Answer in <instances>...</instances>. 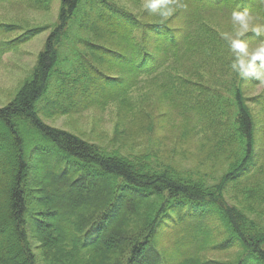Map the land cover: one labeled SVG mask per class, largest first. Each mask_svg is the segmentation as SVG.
I'll return each instance as SVG.
<instances>
[{"label": "trees", "instance_id": "trees-1", "mask_svg": "<svg viewBox=\"0 0 264 264\" xmlns=\"http://www.w3.org/2000/svg\"><path fill=\"white\" fill-rule=\"evenodd\" d=\"M258 1L173 0V14L153 20L116 0H60L34 68L0 108V150L7 145L13 155L10 165L0 163V264H40L28 233L41 242L45 264H264V166L255 163L243 78L232 56L224 59L231 50L215 20L256 12ZM41 31L27 30L14 43ZM159 76L182 87L185 103L172 107L199 113L193 126L209 120L202 153L209 170L202 161L181 169L152 150L127 153L42 122L89 106L130 109L124 97L139 77L157 84ZM161 106L146 102L133 111L144 116ZM188 113L175 112L186 135L194 130ZM30 204L37 212L27 226ZM170 226L178 231L164 247L162 230ZM208 249L231 257L205 260Z\"/></svg>", "mask_w": 264, "mask_h": 264}, {"label": "rangeland", "instance_id": "rangeland-1", "mask_svg": "<svg viewBox=\"0 0 264 264\" xmlns=\"http://www.w3.org/2000/svg\"><path fill=\"white\" fill-rule=\"evenodd\" d=\"M46 1L0 0V108L9 103L21 83L30 74L36 64L39 52L44 48L48 35L58 22L60 0ZM144 2L145 0H116L118 5L136 16L137 14L140 16L142 12L146 11L143 7ZM261 3H263V8L260 7ZM258 5L256 12L249 13L252 18L249 21V31L242 37L247 42L250 53L264 44V0H259ZM151 15L155 18L153 20H164L155 13H151ZM152 18L144 17L145 20L142 21H151ZM215 20L223 25L222 28L219 27L222 35L226 32L232 33L235 28H238V25H234L233 20ZM258 26L261 27V35L251 31L252 28ZM36 28H41L42 31L26 42L14 43L24 32ZM134 34L140 36L141 31L136 30ZM230 56H232L231 59H234L232 51L224 53L225 60H230ZM256 63L259 65L260 62ZM179 64L180 60L172 62L170 66L178 68ZM148 79L149 77H139L137 84L125 95L124 98L128 100L129 105L133 104L130 109H124L118 105L120 103H113L103 108L89 106L85 110L71 115L42 117V122L52 128L77 135L91 143L102 146L109 145L110 147L119 146L123 150L128 149L125 151L127 153L130 151L133 154H140L152 150L153 154L155 152L158 154L160 160L169 161L181 169L196 167L202 161L205 167H203V171L209 170L210 163L202 156L204 145L209 143L207 138L212 137L206 128L209 120L204 121V127L193 126L198 123L196 120H198L199 113L185 109V107L177 109L172 107L175 102L179 105L185 103L182 99H178L180 93H183L182 87L178 91L177 83L167 81V77L163 76L157 78V84ZM238 85L246 99V105L254 122L255 163L258 167L264 166V83L249 77L243 78V81L238 82ZM164 93L166 94L164 95ZM154 101H157L159 105L162 104L160 109L152 112L150 110V113L144 116H141L139 111L137 113L133 111L135 107L139 108L146 102L149 105ZM131 111L135 115H132ZM188 111L186 117L193 120L190 126L194 130L186 135L187 128L182 125V117L176 116L175 112L185 113ZM148 115L157 117V119L153 118V125L149 124L148 118L150 117ZM119 130L120 132H118ZM10 153L9 148L5 145L0 150V163H3L5 159L10 165V159L13 158ZM29 193L32 195L31 191ZM30 202H34V200ZM31 205L27 210V226H31V219L36 217L37 212L34 211L37 207L34 208ZM176 231H178L177 226H170L162 230L163 233H166V236L161 240L164 247L170 246L173 239H168V237L174 235ZM28 235L33 254L37 256L40 264H45L43 250L39 248L41 242L32 237L30 233ZM1 239H4L3 236ZM193 252L194 248L191 249V253ZM201 256L205 260L216 262H222L231 257L228 251L214 249H208Z\"/></svg>", "mask_w": 264, "mask_h": 264}, {"label": "clouds", "instance_id": "clouds-1", "mask_svg": "<svg viewBox=\"0 0 264 264\" xmlns=\"http://www.w3.org/2000/svg\"><path fill=\"white\" fill-rule=\"evenodd\" d=\"M143 7L151 12L166 19L174 11L173 0H145ZM251 16L247 11H233L232 20L234 25H238L232 33H224L223 38L229 44L230 50L234 54L231 68L241 78H255L264 83V44L251 53L248 50V44L242 39L249 31V21ZM257 35H261V27L251 29ZM247 58V59H245ZM259 61V65H257Z\"/></svg>", "mask_w": 264, "mask_h": 264}]
</instances>
